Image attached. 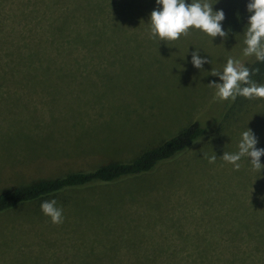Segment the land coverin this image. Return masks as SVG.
<instances>
[{"label": "rangeland", "instance_id": "374dc122", "mask_svg": "<svg viewBox=\"0 0 264 264\" xmlns=\"http://www.w3.org/2000/svg\"><path fill=\"white\" fill-rule=\"evenodd\" d=\"M86 1L0 0L1 26L7 30L13 18V38L19 18L35 22L43 15L38 29L44 34L48 15ZM233 1L209 0L213 11H224L229 33L223 41L213 38V45L194 29L167 45L150 39L156 0H142V11L123 16L111 5L106 14L113 29L102 31L99 44L95 34L87 48L73 47L57 62L0 80V193L129 161L194 116L203 124L207 115L217 116L220 101L208 84L220 81L210 71H222L245 47L246 29L234 34L227 25L231 12L224 8ZM239 2L249 16L248 0ZM195 50L210 60L200 70L190 63ZM254 81L264 85V78ZM247 129L264 149V99L238 96L218 129L149 174L65 190L0 213V264H191L193 258L219 264L236 256L252 244L251 226L264 225V168L258 175L242 157L236 171L220 159L238 152ZM213 154L217 160L210 164ZM52 199L63 208L60 225L40 208Z\"/></svg>", "mask_w": 264, "mask_h": 264}, {"label": "trees", "instance_id": "16d2710c", "mask_svg": "<svg viewBox=\"0 0 264 264\" xmlns=\"http://www.w3.org/2000/svg\"><path fill=\"white\" fill-rule=\"evenodd\" d=\"M119 1L113 4L105 0H88L83 6L77 4L70 9L59 8L61 13L53 12L47 16L48 32L44 34L38 29L44 27L43 15L34 17L35 22H29L25 17L21 22L22 18H19L15 25L21 26L16 29V33H12L15 36L13 38L8 34L13 30L11 25L14 24V19L9 20L7 30L2 29L0 21V80L22 77L25 68L29 66L57 62L61 59L62 52L73 47L87 48L94 42L95 34L97 37L95 42L99 44L102 31L113 29L109 27L110 18L106 14L111 5H114V9L120 16L142 11L143 4L140 2L142 0ZM144 7H147V4ZM224 9L231 12L228 15L227 25L232 28L234 34L243 32L250 15L245 16L239 0H234ZM79 10L82 11L77 12ZM234 59L242 60L252 70L259 69V73L252 76L253 81L264 78V62L256 61L255 57H244L243 51L239 52ZM30 70L33 72L35 68L31 67ZM215 92L216 90L212 94L213 98ZM236 101L237 99L234 102L220 101V105L216 107L218 115H207L206 124L202 123L201 117L194 116L191 122L175 135L155 146L141 150L129 161H109L89 171L69 172L59 177L36 180L24 186L4 190L0 193V213L65 190L109 185L149 174L158 166L188 151L209 133L218 129L220 122L228 117ZM256 225L251 226L252 244L245 246L236 256L220 259L219 264H264V225ZM200 263H202L200 258H193L191 261V264Z\"/></svg>", "mask_w": 264, "mask_h": 264}, {"label": "clouds", "instance_id": "9594fccd", "mask_svg": "<svg viewBox=\"0 0 264 264\" xmlns=\"http://www.w3.org/2000/svg\"><path fill=\"white\" fill-rule=\"evenodd\" d=\"M217 2L218 0L215 4ZM156 4L159 9L150 13L147 24L149 38L156 40L158 45L161 42L166 45L175 42L181 36L187 37L190 29L198 30L210 37L212 45L213 38L220 37L223 41L228 37L229 33L223 29L222 24L226 18L224 11H213L214 4L209 0H190V3L186 0H156ZM246 11L250 16L244 33L243 56L255 57L256 61L264 62V0H248ZM190 55V63L195 69L200 70L204 64L210 63L209 59L199 55L198 50L192 51ZM258 73V68L252 70L242 60L229 58L222 71L214 69L210 71V76L218 77L220 83L213 81L208 86L216 90L215 98L221 102H234L238 96L246 99H264V85L252 80V76ZM257 143L255 135L247 129L242 133L238 152L232 154L224 152L220 159L233 165L234 170L238 171L241 167L239 163L241 158L248 157L253 170L259 175L264 168L260 163L264 149H258ZM216 160L217 157L213 154L209 158V163H215ZM40 208L42 213L50 218L52 224L63 223V208L57 206L55 199L43 201Z\"/></svg>", "mask_w": 264, "mask_h": 264}]
</instances>
